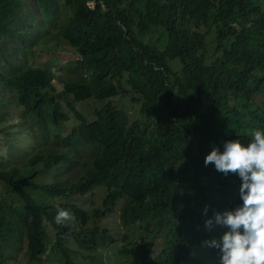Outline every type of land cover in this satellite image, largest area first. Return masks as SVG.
<instances>
[{
	"label": "trees",
	"instance_id": "obj_1",
	"mask_svg": "<svg viewBox=\"0 0 264 264\" xmlns=\"http://www.w3.org/2000/svg\"><path fill=\"white\" fill-rule=\"evenodd\" d=\"M37 3L42 10L49 6L48 0ZM62 5L67 13L59 32L76 53L72 63L81 70L79 78L63 79L57 90L45 61L0 71V85L39 131L54 124L64 133L54 134L62 148L0 167V180L20 201L0 196V264L22 245L27 264H47L41 258L50 240L43 235V219L54 228L53 245L65 264H78L69 257L76 254L65 245L69 238L93 252L111 243L121 254L132 247L134 264H197L190 246L224 231L219 226L206 231L205 220L242 203L239 176L205 166L206 156L213 147L223 151L226 140L247 144L252 129L264 131V0H62ZM19 9V0H0V37L13 33L9 21ZM175 58L177 70L168 65ZM120 93H129L130 112L108 100ZM88 98L106 99L93 108L91 119L73 105ZM64 107L77 119L75 126H63L69 112ZM80 146L89 156L73 179L35 180L41 171L68 165V151ZM34 161L40 166L34 168ZM95 184L105 193L101 208L92 212L89 233L80 236V228L58 225L59 209L86 222L73 198ZM27 187L64 201L36 202ZM118 197L120 224L131 231L112 236L95 221ZM208 250L217 257L215 249Z\"/></svg>",
	"mask_w": 264,
	"mask_h": 264
},
{
	"label": "rangeland",
	"instance_id": "obj_2",
	"mask_svg": "<svg viewBox=\"0 0 264 264\" xmlns=\"http://www.w3.org/2000/svg\"><path fill=\"white\" fill-rule=\"evenodd\" d=\"M20 9L16 11L15 16L10 18L9 25L13 33L0 37V71L8 72L20 68L22 64L34 65L45 61L52 71V83L59 90L63 79H76L81 75L79 70L72 63L76 57L73 48L65 42L59 32L58 22L67 13V9L62 5V0H48V8L42 10L37 0H19ZM46 17H54L47 22ZM165 39L162 34L157 41L160 46L161 41ZM22 45V48H18ZM213 41L207 38L206 52L212 53ZM168 65L171 69L177 70L180 66L178 59H169ZM8 67V69H7ZM106 99L97 100L88 98L81 101H73L74 107L79 110L87 119L94 116L93 108L99 107ZM117 106L126 108L130 112L129 93H120L108 98ZM62 104L64 98L60 99ZM133 113L136 115V105H133ZM66 111L68 108L64 107ZM77 119L71 111L68 112V118L63 121V126H75ZM64 134L56 125L49 124L47 129L39 131L33 120L22 112L21 106L17 105L13 94L8 88L0 85V167H7L10 164L18 165L25 161L34 153H47L62 148V144L54 134ZM72 152V153H71ZM71 153V162L64 168L53 166L51 170L41 171L36 177L37 182H49L55 178L61 181H67V178L73 179L75 173L80 169L81 160L88 158L89 149L86 146L77 147L76 150H69ZM22 166V165H21ZM35 167L40 166V161H34ZM28 193L39 203L54 204L64 201L63 198H52L38 190L26 188ZM105 189L100 184H95L91 190L84 195L73 198V201L80 206L87 214L85 223L79 219L69 222L70 229L80 228L81 235L89 233L88 229L92 225V212L96 207L101 208V201ZM0 196L5 200L10 198L19 204L18 198L8 191L6 184L0 180ZM6 200V201H7ZM123 198H116L111 209L104 213H99L95 222L97 226L106 227L112 236H120L123 232L130 233V227L120 224L119 209ZM42 231L45 238L50 239L47 244V252L43 254L47 264H65L63 256L57 252L58 249L53 245V226L46 220H42ZM55 241V239H54ZM202 241L193 243L189 248V255L197 262L200 260L203 264H215L218 262L217 257L211 255L208 249L201 246ZM72 251H76L75 256L72 252L69 257L74 259L78 264H134L136 251L131 247L127 254L116 252L115 243H111V248L98 251L78 248L76 240L69 238L65 243ZM113 247V249H112ZM24 246L13 257L6 259V264H27L24 255ZM112 251V253H111ZM91 254L90 256L86 255ZM218 264V263H216Z\"/></svg>",
	"mask_w": 264,
	"mask_h": 264
},
{
	"label": "clouds",
	"instance_id": "obj_3",
	"mask_svg": "<svg viewBox=\"0 0 264 264\" xmlns=\"http://www.w3.org/2000/svg\"><path fill=\"white\" fill-rule=\"evenodd\" d=\"M247 144L239 139L226 140L221 147H213L204 160L213 164L224 176L236 174L242 183V201L234 209L214 211L205 220V230L219 226L224 231L219 237L201 242L205 249L217 251L218 264H264V131L252 129ZM208 212V206L203 214ZM72 220V213L59 209L55 216L58 225Z\"/></svg>",
	"mask_w": 264,
	"mask_h": 264
}]
</instances>
